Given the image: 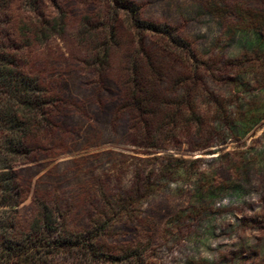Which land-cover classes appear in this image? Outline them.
<instances>
[{"label": "rangeland", "instance_id": "374dc122", "mask_svg": "<svg viewBox=\"0 0 264 264\" xmlns=\"http://www.w3.org/2000/svg\"><path fill=\"white\" fill-rule=\"evenodd\" d=\"M134 1L144 19L179 29L210 65L230 66L211 83L228 110V122L213 126L226 143L211 154L195 150L204 138L166 151L128 145L120 90L94 67L84 33L98 1L59 0L63 32L23 53L56 108L51 155L15 168L27 188L18 227L27 229L43 202L71 233L97 236L108 258L62 254L52 264H264V58L247 52L234 62L246 50L221 17L230 19L231 4L237 21L263 0ZM238 62L234 85L227 77Z\"/></svg>", "mask_w": 264, "mask_h": 264}, {"label": "trees", "instance_id": "16d2710c", "mask_svg": "<svg viewBox=\"0 0 264 264\" xmlns=\"http://www.w3.org/2000/svg\"><path fill=\"white\" fill-rule=\"evenodd\" d=\"M96 1L99 15L84 23V33L93 39L94 67L120 90L126 129L122 139L145 151H166L192 137L204 138L206 142L195 150L205 154L212 153L208 148L225 144L214 129L228 122L229 114L211 83L230 66L220 70L210 65L179 29L144 19L134 0ZM229 7L230 19L221 17L246 50L235 54L233 61L247 52L264 58V0L237 21ZM64 25L59 0H0V264H52L56 257L72 253L108 261L98 249L97 236L71 233L43 202H37L27 229L17 224L16 207L27 188L15 168L51 155L45 141L53 132L56 108L52 92L27 71L23 53L61 34ZM243 64H231L227 78L234 85Z\"/></svg>", "mask_w": 264, "mask_h": 264}]
</instances>
